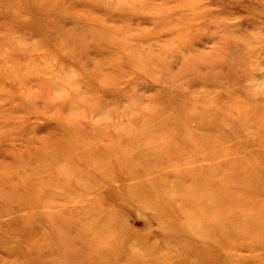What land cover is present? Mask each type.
Here are the masks:
<instances>
[{"label": "rangeland", "instance_id": "1", "mask_svg": "<svg viewBox=\"0 0 264 264\" xmlns=\"http://www.w3.org/2000/svg\"><path fill=\"white\" fill-rule=\"evenodd\" d=\"M159 262L264 264V0H0V264Z\"/></svg>", "mask_w": 264, "mask_h": 264}, {"label": "bare ground", "instance_id": "2", "mask_svg": "<svg viewBox=\"0 0 264 264\" xmlns=\"http://www.w3.org/2000/svg\"><path fill=\"white\" fill-rule=\"evenodd\" d=\"M48 240H49L48 241L49 244L48 245H44V246H47V247H44V248L47 250L48 253H50V251H49L50 247H54L56 250H60L63 247V245H65V239L58 238V239L54 240V239H51V237H48ZM78 252H80V253L84 252V249L78 244H76V246L73 245L71 253H75V254L77 253L78 254ZM159 263L163 264L161 262H159Z\"/></svg>", "mask_w": 264, "mask_h": 264}]
</instances>
